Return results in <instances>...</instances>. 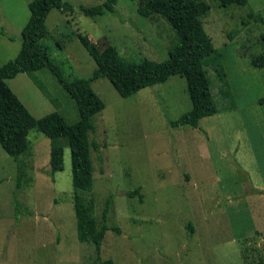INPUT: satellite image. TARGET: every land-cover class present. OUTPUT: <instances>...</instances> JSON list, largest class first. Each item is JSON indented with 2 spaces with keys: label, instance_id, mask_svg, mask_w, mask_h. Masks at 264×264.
<instances>
[{
  "label": "rangeland",
  "instance_id": "obj_1",
  "mask_svg": "<svg viewBox=\"0 0 264 264\" xmlns=\"http://www.w3.org/2000/svg\"><path fill=\"white\" fill-rule=\"evenodd\" d=\"M32 1H0V30L7 35L0 37V68L21 51ZM104 1L64 0L65 11L48 17L50 36L42 43L66 78L89 79L115 53L130 62L169 58L178 36L166 19L140 16L135 0H119L114 14L95 19L81 11ZM202 1L210 6L202 22L231 93L216 95L220 113L198 128H172L169 122L192 108L182 76L129 98L105 77L92 83L104 106L90 134L99 147L91 151L95 216L101 226L113 197L109 225L121 231L107 232L102 262L264 264V69L250 63L264 52V24L254 18L264 17V0L227 8ZM7 84L36 119L59 112L69 124L79 120L75 100L48 69ZM29 141L20 158L21 188L18 163L0 146V264H100L95 247L77 237L68 137L34 130ZM54 146L64 147V170L52 177ZM137 189L142 200L126 195Z\"/></svg>",
  "mask_w": 264,
  "mask_h": 264
},
{
  "label": "trees",
  "instance_id": "obj_2",
  "mask_svg": "<svg viewBox=\"0 0 264 264\" xmlns=\"http://www.w3.org/2000/svg\"><path fill=\"white\" fill-rule=\"evenodd\" d=\"M118 1L105 0L94 7H82L81 11L93 19L114 14ZM135 1L138 2L140 16L145 18L160 16L175 30L178 41L169 49L167 60L130 62L124 56L115 53L100 60L89 79L70 80L65 77L61 67L52 60L48 47L42 43L50 36L47 20L51 11L54 9L65 11L68 4L64 0H33L29 5L30 19L21 34V51L15 59L0 68V146L18 163L20 168L18 188L22 187L25 176L20 158L30 147V133L36 130L49 138L68 137L77 237L81 243L92 244L95 247V261L100 264H113L112 261L102 262L101 257L107 232L121 231L109 225L113 197L106 203L101 226L98 225L95 216L91 151L93 148L97 152L99 147L95 142L91 143L90 134L95 131L94 118L104 106L94 93L92 83L105 77L122 98H129L145 88L167 82L172 76L184 77L192 108L176 121H170L169 125L172 128L183 126L198 128L203 119L221 112L216 95L224 99L231 97L220 54L202 22L210 6L202 0ZM218 1L224 8L232 5L245 6L248 3V0ZM254 18L264 24L263 16ZM2 36H7L4 29L0 30V37ZM250 63L253 67L264 69V52L251 57ZM44 69H48L75 100L79 113V120L76 123H67L59 112L36 119L7 84L8 80L15 79L22 73H39ZM260 103L264 104V99L260 100ZM230 108H233V105L227 106L226 110ZM64 153L62 146H54L51 149L49 165L52 177L64 170ZM126 195L130 198L143 199L139 189ZM15 205L19 206L18 203ZM16 212L19 213L18 207ZM190 228L193 229L191 226Z\"/></svg>",
  "mask_w": 264,
  "mask_h": 264
}]
</instances>
